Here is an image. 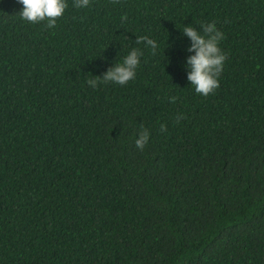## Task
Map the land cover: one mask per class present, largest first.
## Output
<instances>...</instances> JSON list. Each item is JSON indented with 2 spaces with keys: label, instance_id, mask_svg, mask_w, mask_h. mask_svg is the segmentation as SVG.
<instances>
[{
  "label": "trees",
  "instance_id": "obj_1",
  "mask_svg": "<svg viewBox=\"0 0 264 264\" xmlns=\"http://www.w3.org/2000/svg\"><path fill=\"white\" fill-rule=\"evenodd\" d=\"M66 2L48 28L0 0V264H264V0ZM213 21L203 96L182 29Z\"/></svg>",
  "mask_w": 264,
  "mask_h": 264
},
{
  "label": "clouds",
  "instance_id": "obj_2",
  "mask_svg": "<svg viewBox=\"0 0 264 264\" xmlns=\"http://www.w3.org/2000/svg\"><path fill=\"white\" fill-rule=\"evenodd\" d=\"M23 5L20 17L31 23L37 24L46 21V27L53 28L57 20L64 14L67 8L66 0H18ZM90 0H74V6L77 8H86ZM122 19L126 20L125 14ZM184 36L191 40L187 48L189 55L186 60L188 68L187 79L194 87L196 93L208 96L220 87L219 76L224 67L227 58L220 48V42L223 40V33L217 29L216 23L202 24L200 29L191 24L185 25L182 29ZM136 44H144L156 54L157 41L147 36H137ZM142 52L133 48L122 63H115L98 76L100 79H89L88 83L92 87H98L100 83L114 82L119 85H126L136 75V69L141 62ZM175 99V97L173 98ZM182 119V117H180ZM161 131H167V126L162 125ZM150 133L147 129L141 127L138 138L135 141L136 147L143 150L148 143Z\"/></svg>",
  "mask_w": 264,
  "mask_h": 264
}]
</instances>
